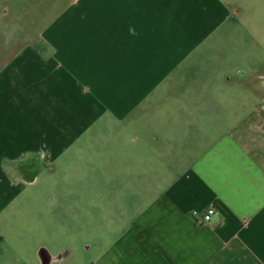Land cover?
I'll return each instance as SVG.
<instances>
[{
	"label": "crops",
	"instance_id": "crops-1",
	"mask_svg": "<svg viewBox=\"0 0 264 264\" xmlns=\"http://www.w3.org/2000/svg\"><path fill=\"white\" fill-rule=\"evenodd\" d=\"M0 4L30 23L0 37V264L56 263L73 212L121 228L99 264H264V0H70L37 31Z\"/></svg>",
	"mask_w": 264,
	"mask_h": 264
},
{
	"label": "rangeland",
	"instance_id": "rangeland-1",
	"mask_svg": "<svg viewBox=\"0 0 264 264\" xmlns=\"http://www.w3.org/2000/svg\"><path fill=\"white\" fill-rule=\"evenodd\" d=\"M56 1V0H55ZM61 3H56L54 0H20V4L23 6L20 11L11 12L10 15H24L25 18L36 20L35 23H31L34 28L29 25V30L37 31L42 29L46 22L42 20V14H46L47 10L53 15L56 11L61 10L65 5H68L70 0H60ZM5 10V8H4ZM54 11V12H52ZM40 20V22L38 21ZM30 23H22L10 20L0 4V37L7 31L20 30L22 27L27 28ZM58 27L55 31L64 32L67 24L58 23ZM56 25L50 27V31L54 30ZM67 31H71L69 28ZM253 45V41L249 42V47ZM77 213L73 212L69 218L66 219L65 228L63 227V221L60 218L55 222L57 231H52L51 235L53 239H47L40 236L39 243L45 245H51L56 242L59 247H51L55 252H60L59 259L53 264H99V260L107 255L113 254L117 251L112 246L117 241L120 235H123L122 230L116 227L114 220H110L108 214L103 216H89L87 221V229L81 230L80 220ZM96 219H92L95 218ZM70 222V223H68ZM102 222V224H101ZM97 223V225H96ZM65 231L66 239H60L59 233ZM63 240L66 242V246L63 245ZM50 241V242H49ZM116 247V246H114Z\"/></svg>",
	"mask_w": 264,
	"mask_h": 264
},
{
	"label": "built area",
	"instance_id": "built-area-1",
	"mask_svg": "<svg viewBox=\"0 0 264 264\" xmlns=\"http://www.w3.org/2000/svg\"><path fill=\"white\" fill-rule=\"evenodd\" d=\"M217 213L216 207L213 204H210L203 210H191L188 213V217L194 222L209 223L215 221Z\"/></svg>",
	"mask_w": 264,
	"mask_h": 264
}]
</instances>
